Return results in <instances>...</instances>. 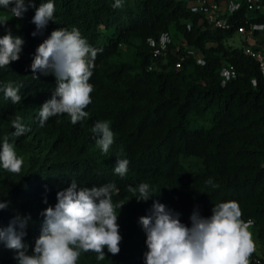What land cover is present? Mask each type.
<instances>
[{"label": "trees", "instance_id": "obj_1", "mask_svg": "<svg viewBox=\"0 0 264 264\" xmlns=\"http://www.w3.org/2000/svg\"><path fill=\"white\" fill-rule=\"evenodd\" d=\"M191 1L122 0L121 8H113L115 0H51L54 22L36 36L35 8L49 0H34L35 7L22 18L0 6V15L11 18L0 26V37L11 30L24 41L19 59L0 68V144L7 137L17 153H40L18 174L0 167V202H7L0 209V228L17 216L30 217L23 238L27 254L41 235L42 213L55 206L57 192L72 180L81 188L114 184L113 202L125 203L117 219L120 252L113 256L105 248L104 260L82 252L77 264H145L146 235L139 218L152 214L154 201L179 213L188 227L194 210L207 218L214 205L234 201L241 219L252 222L248 231L254 244L264 243V77L242 51L248 46L264 54V31L252 33L259 38L256 45L243 37L239 47L225 45L236 29L263 24L264 17L247 11L245 0H234L238 7L227 17L229 26L212 28L189 9ZM58 28L77 29L101 51L89 80L88 116L73 125L63 114L41 127L40 106L51 98L56 81L40 73L33 79L30 65L37 47ZM162 34L170 44L153 57L148 40ZM186 49L197 51L203 64H196ZM224 66L232 67L235 77L221 85ZM9 83L20 86V103L5 97ZM17 117L28 129L19 137L11 126ZM98 121H108L114 134L107 154L91 132ZM123 159L129 161L128 171L120 177L113 169ZM209 178L216 187L206 183ZM141 183L156 195L137 201L138 191L129 187ZM15 255L0 243V264H17ZM249 264H264V258L254 251Z\"/></svg>", "mask_w": 264, "mask_h": 264}, {"label": "clouds", "instance_id": "obj_2", "mask_svg": "<svg viewBox=\"0 0 264 264\" xmlns=\"http://www.w3.org/2000/svg\"><path fill=\"white\" fill-rule=\"evenodd\" d=\"M0 6L10 9L16 18H22L28 8L35 7L34 0H27V3L25 0H0ZM122 6V0H115L113 8ZM54 12L51 0L35 8L31 22L37 31L32 33L33 36L41 32L49 21L54 22ZM7 21V18L0 20V26ZM23 43V39L13 36L11 30L0 37V68L19 59ZM99 51L91 47L77 29L58 28L37 47L30 65L33 79H38L36 73H40L52 75L56 81L51 98L40 106L38 119L41 127L49 118L63 114H67L73 125L88 116L85 109L92 102L90 94L93 92L89 80ZM19 87L9 83L3 88L5 97L10 98L13 104L21 102ZM11 126L15 129L12 135L16 137L28 131L19 117L11 121ZM91 132L96 137V145L107 154L114 142L109 122H96ZM22 164L14 145L5 137L0 144V167L18 174ZM128 164L126 159L117 160L114 173L123 177ZM206 183L217 186L211 178ZM114 191H117L114 184L81 188L72 180L69 187L57 192L55 206L42 213L41 235L35 240L31 255L27 254L23 243L30 217L17 216L7 228H0V243L15 250L17 264H77L82 252H93L97 260H104L105 248L115 256L120 252L122 240L117 219L125 203L113 202ZM129 191H138L137 201H147L156 195L147 183H141L137 189L130 186ZM6 206L7 202H0V209ZM211 211L212 215L205 218L194 210L188 227L180 222L179 213L154 201L152 214L139 218L146 235L145 264H249V258L255 251L248 231L252 222L245 223L241 219V209L234 201L218 203Z\"/></svg>", "mask_w": 264, "mask_h": 264}, {"label": "built area", "instance_id": "obj_3", "mask_svg": "<svg viewBox=\"0 0 264 264\" xmlns=\"http://www.w3.org/2000/svg\"><path fill=\"white\" fill-rule=\"evenodd\" d=\"M246 10L250 12H258L264 17V4L259 0H245ZM238 6V3L234 4ZM189 9L192 12L198 13L201 16L203 22L212 28L225 29L229 26L227 22V17L230 15L231 11L237 7L228 8V1L222 0H192L188 4ZM256 31L258 33L264 31L263 24H251L247 30L243 28L236 29V33L243 37L245 41L247 38L252 37V33ZM149 46L153 49L152 56L157 57L165 53L167 45L170 44V40L166 34H162L157 41L148 40ZM181 46H174L173 52L180 50ZM183 48V46H182ZM184 49V48H183ZM184 53L190 55L194 62L198 65L203 64L201 55L192 49L182 50ZM243 54L254 59L259 67L261 75L264 77V54L258 50H252L248 46L242 47ZM179 64H175V68H178ZM220 83L223 85L225 82L233 79L235 77V72L232 67L224 66L219 71Z\"/></svg>", "mask_w": 264, "mask_h": 264}, {"label": "rangeland", "instance_id": "obj_4", "mask_svg": "<svg viewBox=\"0 0 264 264\" xmlns=\"http://www.w3.org/2000/svg\"><path fill=\"white\" fill-rule=\"evenodd\" d=\"M132 0H129V3L131 4ZM233 3H229V5H232ZM4 18H7L8 21H11V18L10 17H7V16H4V15H0V19H4ZM241 39L242 37L238 34H234L230 39H228L226 41V46H229V47H239L240 46V43H241ZM256 40H259V38H255ZM248 40H252V39H248ZM255 40V41H256ZM17 156L19 158H21L23 160V164H22V168L21 169H24L25 167L28 166L29 164V159L31 156H35L37 157L40 153L35 149L34 151H32V153L30 152H19L17 153ZM255 253L261 257V258H264V243L261 245V244H258V245H255Z\"/></svg>", "mask_w": 264, "mask_h": 264}, {"label": "crops", "instance_id": "obj_5", "mask_svg": "<svg viewBox=\"0 0 264 264\" xmlns=\"http://www.w3.org/2000/svg\"><path fill=\"white\" fill-rule=\"evenodd\" d=\"M227 1H228V8H229V9L234 8V4H236V1H234V0H227ZM229 3H233V4H232V5H229ZM255 38H257V37H253V38H252V37H249V38H247V41H246V42H247L248 44H251V45H252V44H253V45H256V44L258 43L259 40H256ZM248 39H252V40L250 41V40H248ZM255 40H256V42H255Z\"/></svg>", "mask_w": 264, "mask_h": 264}]
</instances>
